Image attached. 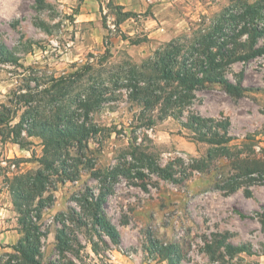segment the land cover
<instances>
[{
    "label": "rangeland",
    "instance_id": "rangeland-1",
    "mask_svg": "<svg viewBox=\"0 0 264 264\" xmlns=\"http://www.w3.org/2000/svg\"><path fill=\"white\" fill-rule=\"evenodd\" d=\"M261 49L264 0H0V264H264ZM66 113L90 151L58 158Z\"/></svg>",
    "mask_w": 264,
    "mask_h": 264
},
{
    "label": "trees",
    "instance_id": "trees-1",
    "mask_svg": "<svg viewBox=\"0 0 264 264\" xmlns=\"http://www.w3.org/2000/svg\"><path fill=\"white\" fill-rule=\"evenodd\" d=\"M261 52H264V49L260 50ZM4 60V59H3ZM5 62L8 63H17V60L13 58L11 54H7V58H5ZM164 76L166 79H172L173 75L172 72H164ZM177 81L182 84L189 87H193L194 84L202 83L201 79H195L194 76H189V74L181 75L177 77ZM26 102V101H25ZM83 105H87L84 104ZM88 106V105H87ZM28 108H31L30 105H27ZM55 108V107H54ZM76 120V119H75ZM1 124H3L4 119L0 120ZM20 126H16L14 129H19ZM41 128L43 129V146L53 149V151H56L55 156L60 158L61 156L70 157L73 154H77L79 151L88 152L89 150V137L91 134L90 129L88 126L81 122L79 119L76 121L71 119L69 115L66 113L65 115H57L55 122L50 123H42L40 124ZM21 128V127H20ZM29 136V132L27 131ZM20 138L16 137L14 134L13 142L15 144H18L22 147V142H20ZM81 157L84 156V154H80ZM63 169L57 170L55 168L54 162H44L43 165L45 168L49 171L53 172V175L56 176H62L63 182L67 179L69 180L71 176V172L68 170V165L66 162H62ZM77 172L74 173L77 174ZM61 174V175H60ZM111 175V174H110ZM110 177V176H109ZM107 179L108 176H105ZM20 194L19 200H27L26 196ZM92 200L95 199V197L91 196ZM85 202L88 204L89 208L92 210L93 213V219L96 222L97 225L101 228L103 232H105L114 243H119L117 234L114 230V228L107 222L105 215L103 214V211L101 210L100 204L101 200L97 199L94 204H91L88 200V198L85 199ZM93 207V208H92ZM29 214V212H28ZM35 228V227H33ZM37 231V229H35ZM44 236V235H43ZM34 238L27 237V240H23L19 246L16 247V252L23 257V259L29 263V264H39L36 258V253H34V247L31 242L35 241ZM37 242V240H36ZM28 245V246H27ZM230 251L233 253H240L244 252V248L229 246ZM169 253H172L171 250H169ZM172 255V254H171ZM172 256H169V264H174V258H170Z\"/></svg>",
    "mask_w": 264,
    "mask_h": 264
}]
</instances>
